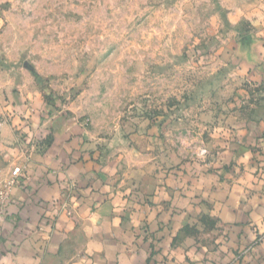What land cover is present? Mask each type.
<instances>
[{
  "label": "rangeland",
  "instance_id": "obj_1",
  "mask_svg": "<svg viewBox=\"0 0 264 264\" xmlns=\"http://www.w3.org/2000/svg\"><path fill=\"white\" fill-rule=\"evenodd\" d=\"M242 2L0 0V128L42 109L79 122L104 163L196 173L236 133V104L264 96L245 69L259 28Z\"/></svg>",
  "mask_w": 264,
  "mask_h": 264
},
{
  "label": "crops",
  "instance_id": "obj_2",
  "mask_svg": "<svg viewBox=\"0 0 264 264\" xmlns=\"http://www.w3.org/2000/svg\"><path fill=\"white\" fill-rule=\"evenodd\" d=\"M236 9L259 28L245 69L262 92L264 0ZM242 102L217 159L166 180L149 179L148 165L102 162L72 118L12 116L0 128V183L16 168L21 176L0 225V264H264L262 153L251 145L264 140V96Z\"/></svg>",
  "mask_w": 264,
  "mask_h": 264
},
{
  "label": "built area",
  "instance_id": "obj_3",
  "mask_svg": "<svg viewBox=\"0 0 264 264\" xmlns=\"http://www.w3.org/2000/svg\"><path fill=\"white\" fill-rule=\"evenodd\" d=\"M21 176L20 169H14L10 176L3 179L0 183V225L6 214L7 206L11 200L13 189L19 184Z\"/></svg>",
  "mask_w": 264,
  "mask_h": 264
}]
</instances>
